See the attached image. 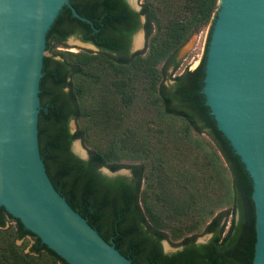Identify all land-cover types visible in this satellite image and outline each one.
<instances>
[{
	"label": "trees",
	"instance_id": "1",
	"mask_svg": "<svg viewBox=\"0 0 264 264\" xmlns=\"http://www.w3.org/2000/svg\"><path fill=\"white\" fill-rule=\"evenodd\" d=\"M139 1L134 12L124 0H76L84 21L69 11L49 41L40 152L55 191L131 264H251V180L200 93L217 0ZM140 16L144 48L128 54ZM206 27L196 68L167 74ZM70 36L97 51H56ZM137 107L143 112L133 116ZM77 139L86 160L70 151ZM100 168L129 176L106 177ZM199 229L210 235L204 244L195 243ZM169 240L180 250L163 253L161 242ZM0 264L66 263L4 211Z\"/></svg>",
	"mask_w": 264,
	"mask_h": 264
},
{
	"label": "water",
	"instance_id": "2",
	"mask_svg": "<svg viewBox=\"0 0 264 264\" xmlns=\"http://www.w3.org/2000/svg\"><path fill=\"white\" fill-rule=\"evenodd\" d=\"M75 9L76 0H0V216L66 264H131L57 194L40 152L49 41L69 11L84 21ZM203 72L204 104L251 180V264H264V0H217Z\"/></svg>",
	"mask_w": 264,
	"mask_h": 264
},
{
	"label": "rangeland",
	"instance_id": "3",
	"mask_svg": "<svg viewBox=\"0 0 264 264\" xmlns=\"http://www.w3.org/2000/svg\"><path fill=\"white\" fill-rule=\"evenodd\" d=\"M134 4L136 6H139L140 1L139 0H133ZM208 30L209 27H206L204 29H202L200 32H198L197 34H195L194 36H192L187 43L179 50L176 60L178 62L176 69L173 71L171 68H168V70L166 71L167 74L171 75V77L173 76H177L181 73H183L184 71H192L196 68V66L199 64L202 55L204 53V48H205V44H206V40H207V35H208ZM138 35H142V31L141 29L138 30L134 35L133 38L135 39V37H137ZM133 39V40H134ZM133 40L131 43H133ZM141 42L143 43V38H141ZM132 47V45H131ZM144 48V44L142 48H135L134 50L136 51H141ZM132 50V48H130ZM56 51H61V52H71V53H76V52H89V53H95L96 50L93 49L92 47H89L87 45L84 44H79L77 43V38L70 36L68 37L65 41L63 46H58L55 48ZM135 51V52H136ZM58 57L56 56L55 59H57ZM162 84L167 87L171 84V80L169 79H165V76L162 78ZM143 112L142 107H137L134 108L132 115H139ZM69 127V131L70 133H72L75 128H76V124L74 121H70L68 124ZM76 146H79L80 151L79 153L75 154L73 153V155H75L77 158L78 156L81 158L82 153H85L87 155V147L85 145H83V143H81L80 140H74L71 142L70 144V150H72L73 148H75ZM128 161H125V163H127ZM105 168H100L99 172L102 173V170H104ZM107 170V169H106ZM117 175L119 176H129V172L128 170L125 169H120L118 170ZM192 234L195 235V243L196 244H204L208 239L209 236L208 234H205L202 232V229H199L197 231H192ZM26 240L29 241V239L26 238ZM178 241L177 240H169V241H162L161 242V248L162 251H164L166 254H170L173 250L180 248L177 247ZM17 245L21 244V241H17L16 242ZM30 244V241L28 242V245ZM27 247L25 248L24 252L27 251Z\"/></svg>",
	"mask_w": 264,
	"mask_h": 264
},
{
	"label": "flooded vegetation",
	"instance_id": "4",
	"mask_svg": "<svg viewBox=\"0 0 264 264\" xmlns=\"http://www.w3.org/2000/svg\"><path fill=\"white\" fill-rule=\"evenodd\" d=\"M124 2L127 4V6L130 8V6L128 5V3L126 2V0H124ZM139 7V6H138ZM132 11H134L132 8H130ZM139 10H140V7H139ZM139 10L138 11H134V12H139ZM140 17H142V16H140ZM140 17H139V24H140V28L138 29V30H140L141 29V31H142V35L140 36V35H138L137 37H140V39L141 38H143V43L141 42V44H142V47H143V44H144V42H145V35H144V30H143V28H142V25H143V23H144V18H143V22H141L140 21ZM137 30V31H138ZM136 31V32H137ZM136 32H134L131 36H130V38H129V44H128V49H127V52H128V54H130V48H131V42H132V38H133V35L136 33ZM76 38V37H75ZM136 38V37H135ZM79 40V39H78ZM80 41V40H79ZM142 41V40H141ZM134 42H135V40H134ZM93 46V45H92ZM135 47V46H134ZM140 48H142L141 47V45L139 46ZM137 48V47H136ZM95 50L97 51V49L95 48ZM71 151V150H70Z\"/></svg>",
	"mask_w": 264,
	"mask_h": 264
},
{
	"label": "bare ground",
	"instance_id": "5",
	"mask_svg": "<svg viewBox=\"0 0 264 264\" xmlns=\"http://www.w3.org/2000/svg\"><path fill=\"white\" fill-rule=\"evenodd\" d=\"M134 40H135V42H134ZM134 40H133V47L135 46L134 48H136V47L139 48V46L141 45V39H140V37H136ZM72 150L74 152H76V153H79L80 148H79V146H76Z\"/></svg>",
	"mask_w": 264,
	"mask_h": 264
}]
</instances>
